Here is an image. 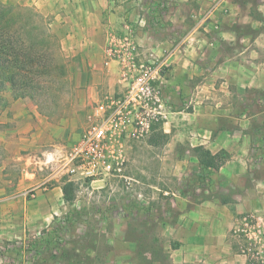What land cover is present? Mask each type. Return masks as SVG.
Returning a JSON list of instances; mask_svg holds the SVG:
<instances>
[{"label":"crops","instance_id":"1","mask_svg":"<svg viewBox=\"0 0 264 264\" xmlns=\"http://www.w3.org/2000/svg\"><path fill=\"white\" fill-rule=\"evenodd\" d=\"M0 2L31 8L46 20L68 63L73 98L55 121L33 101L1 94L0 243L38 242L70 205L62 191L68 182L47 158L61 159L78 140L92 105L122 92L117 63L106 62L104 49L108 36L128 24L140 57L152 52L165 61L173 99L162 130L170 141L164 153L175 160L162 165L167 183L163 179L166 187L157 189L165 211L159 220L150 205L143 208L150 222L160 221L150 227L147 258L156 264H250L231 230L241 214L264 217V150L255 151L260 135L253 129L264 114L258 98L264 95V0ZM197 146L222 154L224 162L193 184ZM95 184L103 182L89 186Z\"/></svg>","mask_w":264,"mask_h":264},{"label":"built area","instance_id":"2","mask_svg":"<svg viewBox=\"0 0 264 264\" xmlns=\"http://www.w3.org/2000/svg\"><path fill=\"white\" fill-rule=\"evenodd\" d=\"M165 6L163 2L162 9ZM104 51L107 63H117L123 90L117 95H106L92 105L86 113L85 129L78 140L68 147L61 159L48 157L47 165L57 166L68 183L79 187L121 179L128 198L146 207L148 201L141 193H133L135 181L126 177L124 172L129 143L145 139L155 125L166 122L172 113L173 99L167 93L163 71L165 61L159 60L152 52L141 58L128 24L121 34L108 36ZM164 196L174 197V194L164 193ZM51 232V227L47 226L41 237ZM231 235L239 240V254L250 264H264L263 216L254 212L241 214ZM31 244L0 243V264H34L38 251Z\"/></svg>","mask_w":264,"mask_h":264},{"label":"rangeland","instance_id":"3","mask_svg":"<svg viewBox=\"0 0 264 264\" xmlns=\"http://www.w3.org/2000/svg\"><path fill=\"white\" fill-rule=\"evenodd\" d=\"M71 84L67 70V82L57 105L53 102L43 103L41 110L49 113L51 120H61L64 110H69L73 99ZM3 94L7 95L8 92ZM66 118H69L67 114ZM257 121L262 122L259 126H263L264 135V114ZM152 131L145 139L129 143L124 175L135 181L133 193H141L149 201V209L160 220L159 214L165 211V206L160 203L164 197L157 189L166 187L163 179L167 183L161 167L172 164L175 159L164 153L170 141L167 137H159V132L163 133L162 127L158 126L154 132L159 137L156 144L150 142ZM254 147L255 151L263 148L262 144ZM190 182L199 183L196 175L190 178ZM74 200L77 203H72ZM73 201L65 207L64 214L49 225L55 228L53 232L59 234L51 238L47 246H38V258L34 264H156L147 258L149 241H153L149 232L152 231L151 225L158 227L160 221L150 222L144 206L128 198L121 179H111L93 187L75 186ZM64 218H68L64 220V226L59 225Z\"/></svg>","mask_w":264,"mask_h":264},{"label":"trees","instance_id":"4","mask_svg":"<svg viewBox=\"0 0 264 264\" xmlns=\"http://www.w3.org/2000/svg\"><path fill=\"white\" fill-rule=\"evenodd\" d=\"M242 1L255 4L257 0ZM252 15L257 19L261 18L258 13L255 15L253 12ZM66 82V59L46 20L31 8L9 6L0 2V100L2 93L9 92L14 100H31L40 110L46 102H53L56 106ZM258 98L264 101L263 94L259 93ZM158 126L162 127V124ZM158 126L152 129L151 144H156L159 137L166 138L161 132L156 137L154 132ZM253 129L260 135L255 143L262 144L264 148L263 126ZM193 152L199 165L196 179L201 182H205L209 173L219 169L224 162L222 154L211 155L201 146L194 147ZM62 191L64 201L72 202L75 185L65 183ZM67 219L64 218L59 225L64 226V220ZM51 229L52 232L40 237L38 242H32L36 250L39 245L44 247L50 244L51 238L59 234L53 232L55 228Z\"/></svg>","mask_w":264,"mask_h":264}]
</instances>
